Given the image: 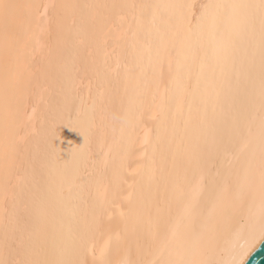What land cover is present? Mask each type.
<instances>
[{"label":"snow or ice","instance_id":"1","mask_svg":"<svg viewBox=\"0 0 264 264\" xmlns=\"http://www.w3.org/2000/svg\"><path fill=\"white\" fill-rule=\"evenodd\" d=\"M125 9L137 11L129 19ZM199 9L197 14V5L190 3L60 4L0 0V198L3 204L0 264H87L86 260L72 255L62 232L57 230L49 176L50 168L60 157L54 144L47 141L42 151L33 150L28 121L24 119L37 90L40 101L44 100L43 92H48L51 99L53 90L67 100L65 53H69L76 77L81 70L75 62L78 59L80 66L93 71L102 83H114V103L119 97L121 73L128 80L136 78L133 74L137 68L144 74L142 51L133 59L128 53L129 46L136 52L147 45L149 62L153 47L157 55L161 49L171 54L175 43L168 49V37L180 40L185 25L191 32L192 18L196 20V30L201 34L206 30L211 37L220 54L222 84L235 93L230 125L234 139L223 154L230 165H238L233 174L240 196L233 199L227 187L220 193L206 192L200 175L199 152L191 153L186 167L169 173L162 190L157 188L143 208L144 220L134 229L136 259H129L127 264H222L208 258L219 223L229 211L254 198L257 189L259 227L255 226L256 214L249 206L253 226L234 258L224 264H246L250 252L259 242H264V0L204 4ZM113 57L114 67L110 63ZM22 60L26 75L17 71ZM58 60H64V65ZM45 64L47 70H43ZM88 87L91 90V80ZM127 92L126 88V95ZM237 97L242 100L239 106ZM120 103L123 109L122 99ZM32 111L36 112L35 106ZM92 127L94 122L81 133L85 144ZM206 202L210 208L206 209ZM86 231V222L75 231L69 229L73 241H80L81 253L86 250ZM95 264L113 262L105 256Z\"/></svg>","mask_w":264,"mask_h":264},{"label":"bare ground","instance_id":"2","mask_svg":"<svg viewBox=\"0 0 264 264\" xmlns=\"http://www.w3.org/2000/svg\"><path fill=\"white\" fill-rule=\"evenodd\" d=\"M16 2L190 3L197 5L199 14V5L250 3L255 0ZM136 11L124 10L129 19ZM188 27L185 25L180 40L173 41L171 36L168 37V49L175 43V51L171 54L161 49L157 55L153 47L151 62L147 45L136 52L129 46L128 53L133 59L142 51L144 74L140 68L133 74L139 80L137 87L136 78L128 80L121 73L119 97L115 98L114 103V83H102L93 71L84 70L78 59L75 62L81 70L76 77L67 52V67L64 69L67 100L64 96H57L53 90L51 99L48 92H43L44 100L40 101V91L37 90L36 97L29 101L24 119L28 121L31 147L34 151H42L45 141L50 142L60 157L50 168L49 176L57 230L62 232L72 255L86 260L87 264H95L105 256L113 264L117 261L127 264L129 259H136L137 236L134 229L138 222L144 220L143 208L157 188L162 190L169 173L186 167L187 157L193 152L200 155L199 169L206 192L220 193L227 187L233 199L240 196L241 190L233 174L238 165H230L223 154L224 149H230L234 139L230 125L235 93L222 84L220 54L207 31L201 34L196 30L195 18L191 20V32L187 30ZM57 62L62 66L65 63L64 60ZM99 62H103V52L99 55ZM110 63L115 66V57ZM43 70H47V64ZM17 71L22 75L27 74L23 60ZM90 80L91 90L88 87ZM236 103L239 106L242 100L237 97ZM33 106L36 107L35 113ZM93 122L89 141L85 144L81 133ZM249 206L256 214L255 226L259 227L260 193L257 189L254 198H249L242 207L229 211L220 221L212 240L209 259L224 264L234 258L244 244L246 233L253 226V221L249 219ZM207 208H210V204L206 202ZM85 222L86 250L81 253L80 241H73L69 229L75 231Z\"/></svg>","mask_w":264,"mask_h":264},{"label":"water","instance_id":"3","mask_svg":"<svg viewBox=\"0 0 264 264\" xmlns=\"http://www.w3.org/2000/svg\"><path fill=\"white\" fill-rule=\"evenodd\" d=\"M246 264H264V242H259L257 247L246 257Z\"/></svg>","mask_w":264,"mask_h":264}]
</instances>
